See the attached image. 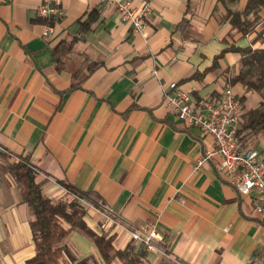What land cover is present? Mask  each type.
<instances>
[{
    "label": "crops",
    "instance_id": "obj_1",
    "mask_svg": "<svg viewBox=\"0 0 264 264\" xmlns=\"http://www.w3.org/2000/svg\"><path fill=\"white\" fill-rule=\"evenodd\" d=\"M44 1L0 0V264H27L35 253L32 209L12 170L24 157L50 199L71 197L66 184L86 194V222L115 249L137 252L127 228L155 221L164 253L142 247L139 264H251L264 255L255 197L227 181L217 154L193 168L214 140L165 101L173 81L193 99L228 86L240 54L216 55L227 44L264 48V7L243 35L223 16L248 0H131L152 6L140 34L104 0H59L63 15L46 36ZM94 8L98 18L81 30ZM229 86L244 96L240 114L262 100L240 82ZM246 144L263 152L264 130ZM61 245L64 264H124L106 261L76 228Z\"/></svg>",
    "mask_w": 264,
    "mask_h": 264
},
{
    "label": "trees",
    "instance_id": "obj_2",
    "mask_svg": "<svg viewBox=\"0 0 264 264\" xmlns=\"http://www.w3.org/2000/svg\"><path fill=\"white\" fill-rule=\"evenodd\" d=\"M260 6L264 7V0H248L243 10L230 9L223 19L229 20L233 29L245 35L255 24ZM97 18L98 10L95 8L90 10L85 19L79 20L80 29H89ZM41 19L44 23H55L53 17ZM228 50L240 54L239 71L230 75L227 80L228 86L240 82L247 90H254L262 95V100L257 106L240 114L237 132L246 143L248 135H255L264 130V48L227 44L216 57L224 55ZM53 51L55 57L56 48ZM238 99L241 103L244 96L241 95ZM12 170L20 189L21 199L31 207L33 214L29 224L35 253L27 259V264H64L61 261L63 254L61 242L73 228L89 236L106 261L118 257L124 264L140 263L141 256L144 254L142 247L137 252L127 248L115 249L110 237L107 238L105 234L96 232L86 222L85 205L82 201L86 200L84 192L66 184L72 196L54 201L42 193L41 186L36 180L37 170L31 166L27 157L14 162Z\"/></svg>",
    "mask_w": 264,
    "mask_h": 264
},
{
    "label": "built area",
    "instance_id": "obj_3",
    "mask_svg": "<svg viewBox=\"0 0 264 264\" xmlns=\"http://www.w3.org/2000/svg\"><path fill=\"white\" fill-rule=\"evenodd\" d=\"M115 8L122 22H129L134 33H143L152 13L149 2L139 5L131 0H104ZM59 0H45L38 6L37 14L44 18H60L63 10ZM55 33L52 24L45 23L43 34ZM168 107L180 120L188 125L198 126L214 140L215 149L207 151L198 158L193 166L199 169L202 163L217 154L221 158V171L227 181L241 195L251 194L256 199L255 209L264 214V151L261 152L242 141L237 129L240 118V101L230 86H225L215 97L193 99L190 92L176 82H170L165 92ZM85 205V200H82ZM108 219H111V206L100 204ZM129 238L145 250L164 253V236L157 230L155 221H146L134 228H127ZM251 264H264V255L254 259Z\"/></svg>",
    "mask_w": 264,
    "mask_h": 264
},
{
    "label": "rangeland",
    "instance_id": "obj_4",
    "mask_svg": "<svg viewBox=\"0 0 264 264\" xmlns=\"http://www.w3.org/2000/svg\"><path fill=\"white\" fill-rule=\"evenodd\" d=\"M68 198H70V197H68ZM134 243V242H133ZM141 246V245H140ZM144 249V248H143Z\"/></svg>",
    "mask_w": 264,
    "mask_h": 264
}]
</instances>
